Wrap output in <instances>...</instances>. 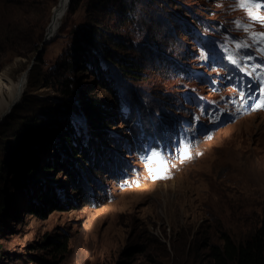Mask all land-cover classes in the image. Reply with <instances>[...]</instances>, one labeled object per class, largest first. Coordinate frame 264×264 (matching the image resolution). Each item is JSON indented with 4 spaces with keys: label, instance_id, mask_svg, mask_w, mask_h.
Instances as JSON below:
<instances>
[{
    "label": "rangeland",
    "instance_id": "rangeland-1",
    "mask_svg": "<svg viewBox=\"0 0 264 264\" xmlns=\"http://www.w3.org/2000/svg\"><path fill=\"white\" fill-rule=\"evenodd\" d=\"M49 1L0 0V25L1 20L30 21L37 4ZM57 3L48 8L50 18ZM135 7L131 22L118 32L133 46L128 55L140 65L139 79L115 78L118 102L107 90L96 88L116 110L115 118L101 127L104 137L89 133L84 114L74 117L84 134L101 142V155L96 156L94 148V157L86 163L92 192L82 200L83 187L72 188L60 169L49 174L8 170L0 198L7 208L5 215L0 212V264L57 261L41 248V241L60 233L67 235L69 249L58 264H212L209 247L221 245L223 233L240 243L264 220V109L253 110L264 97L257 92L259 100H240L249 84L260 87L262 70L247 79L225 59L235 40L264 32L262 23L250 18V12H264L239 7L233 0H138ZM115 18L101 13L93 0L66 12L58 32L41 43L42 70L48 73L72 51L82 26L94 19L111 25ZM242 22L248 33L238 29ZM253 55L251 64L264 63ZM32 58L4 56L0 71L5 69L21 83ZM88 75L77 76L75 83L78 78L91 80ZM39 77L24 91L55 105L60 93ZM208 112L214 114L211 122ZM194 116L199 118L195 122ZM133 121L152 133L162 127L166 136L155 144L153 135L141 140L146 131L137 138ZM181 143L188 145L185 155L175 148ZM150 150L167 156L168 178L154 179L145 170L141 156ZM115 166L118 174L113 176ZM34 179L60 185L74 206L66 203L52 210L45 203L32 213L26 188ZM135 244L142 251L132 258L121 256L125 246Z\"/></svg>",
    "mask_w": 264,
    "mask_h": 264
},
{
    "label": "trees",
    "instance_id": "trees-1",
    "mask_svg": "<svg viewBox=\"0 0 264 264\" xmlns=\"http://www.w3.org/2000/svg\"><path fill=\"white\" fill-rule=\"evenodd\" d=\"M50 1L43 6L37 4L30 21L26 19L5 23L1 20L0 62L7 55L25 58L35 56V62L27 75L28 85L32 86V82L40 75L44 86L59 92L60 98L56 100L55 105H49L26 90L11 113L0 121V131L4 132L0 138V198H3L2 182L7 179L10 169L16 173H25L30 169V172L47 174L60 169V174L66 176L72 188L80 190L83 187L85 193L82 200L85 201L89 190H93L89 189L91 168L87 167L86 163L89 162L90 156L94 157V148H98L96 156L97 153L100 154L97 144L100 141H96L94 136L84 134L74 117L84 114L90 123L89 133L94 130L93 133L98 134L99 138L104 137L101 127L109 122L107 120L110 118H115L116 110L109 98L96 94V88L107 90L118 102L120 98L117 97L115 78L128 79L125 81L130 82L139 79L142 73L138 61L128 55L133 49L132 44L118 32L124 24L131 22L138 0H93L101 13L115 16L116 23L102 25L98 19H94L82 26L79 32L80 41L65 58L56 60L54 66L45 73L41 67V43H44L43 31L50 19L51 12L48 8L55 4V0ZM83 2L84 0H70L67 12H76ZM81 74L92 75V78H78V83H75L76 77ZM127 118L130 120L131 114ZM133 123L136 125L135 121ZM137 125L133 130V133H137V138L146 131L141 140H146L148 135L153 134L157 140L166 136V130L162 127L152 129V133L150 130H141V124L140 127ZM153 142L155 144L158 141ZM138 147V151H141V143ZM102 155L104 156L105 152H102ZM95 166L97 164L94 160L93 170H96ZM117 167L109 168L113 176L118 174ZM26 193L28 207L32 213L42 210L45 203L52 210L60 209L62 204L68 203V208L75 204L71 195H67L64 189L60 190V185L41 184L37 179L28 183ZM6 209V202L2 199L0 212L5 215ZM1 225L3 220L0 216V227ZM222 240L221 245L212 244L209 247L212 264H264V220L243 242L235 243L226 233L222 234ZM41 248L48 250L54 259H57L49 264H58L69 249L68 237L62 233L46 237L41 241ZM140 251L142 248L137 244L127 245L121 251V256L132 258ZM120 264L130 263L120 261Z\"/></svg>",
    "mask_w": 264,
    "mask_h": 264
},
{
    "label": "snow or ice",
    "instance_id": "snow-or-ice-1",
    "mask_svg": "<svg viewBox=\"0 0 264 264\" xmlns=\"http://www.w3.org/2000/svg\"><path fill=\"white\" fill-rule=\"evenodd\" d=\"M233 3L239 7L255 8L260 12H264V0H233ZM250 18L253 23L261 22L262 26H264V15L253 14L250 12ZM238 29L246 33L249 32V28L246 27L243 22L238 25ZM232 48L233 51L229 52L225 59L230 64L235 66L239 71L244 73V75L251 76L258 68L262 70L258 77L261 79L260 87L258 89H253L252 85L249 84L247 92L241 90V102L243 103L246 99L251 100L253 97H257V92H259L260 96L264 97V63H250L254 59L253 53H255V56H258L264 60V32L252 33L251 35H247L242 39L235 40L232 44ZM225 51H227V48ZM257 99L259 100L258 97ZM261 109H264V100H259V102L253 106V110ZM208 117L211 122L214 119V114L212 112H208ZM197 119L199 118L194 116V122ZM185 136L186 133H181L182 138ZM175 148L178 149L182 155H185L188 151V145L184 143L177 144ZM141 160L145 164V170L148 171L149 175L153 176L154 179L168 178V159L164 152L150 150L145 155L141 156Z\"/></svg>",
    "mask_w": 264,
    "mask_h": 264
},
{
    "label": "bare ground",
    "instance_id": "bare-ground-1",
    "mask_svg": "<svg viewBox=\"0 0 264 264\" xmlns=\"http://www.w3.org/2000/svg\"><path fill=\"white\" fill-rule=\"evenodd\" d=\"M69 2L70 0H58L46 30L49 38L58 32L62 19L67 12ZM25 80V72L21 83H16L5 69L0 71V115L8 108L11 101L17 98L24 90Z\"/></svg>",
    "mask_w": 264,
    "mask_h": 264
},
{
    "label": "water",
    "instance_id": "water-1",
    "mask_svg": "<svg viewBox=\"0 0 264 264\" xmlns=\"http://www.w3.org/2000/svg\"><path fill=\"white\" fill-rule=\"evenodd\" d=\"M47 39H49V34L45 33V36H44L43 41H45V40H47ZM41 48H42V47H41ZM34 59H35V56L32 58V60H31V62H30V64H29V66H28L27 69L25 70V75H26L25 87H26V85H27V75H28V71H29V69L31 68V66L33 65V63H34ZM23 92H24V90L21 92V94H20L17 98H15L14 100L11 101V103H10L9 106H8V108H7V109H6V110L0 115V121L3 120L5 117H7V116L11 113L12 108H13L16 104H18V103L20 102V100H21V96L23 95Z\"/></svg>",
    "mask_w": 264,
    "mask_h": 264
}]
</instances>
